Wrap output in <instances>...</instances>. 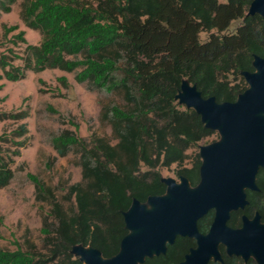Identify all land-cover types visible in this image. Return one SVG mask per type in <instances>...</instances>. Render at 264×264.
<instances>
[{
	"label": "trees",
	"instance_id": "trees-1",
	"mask_svg": "<svg viewBox=\"0 0 264 264\" xmlns=\"http://www.w3.org/2000/svg\"><path fill=\"white\" fill-rule=\"evenodd\" d=\"M18 1L0 0V18ZM252 1L22 0L20 17L41 40L27 43L21 65L1 54L0 79L17 81L29 71L47 69L73 73L78 83L105 97L100 119L110 125L116 142L103 137L88 141L68 128L50 136L58 156L47 166L75 153L81 180L59 189L27 173L43 208V249L28 240L26 249L0 247V264H84L71 253L77 244L112 257L129 232L123 213L133 199L145 202L150 195L165 193L162 168L174 166L192 186L199 183L200 143L220 136L175 96L183 79L219 103L236 101L248 88L242 72L255 70V55L264 58V17L247 14ZM18 28L4 25L6 34ZM202 33H208L205 40ZM24 34L21 30L15 37L26 43ZM60 80L66 84V77ZM9 116L24 119L27 112ZM27 131L21 124L19 135ZM9 157L0 154V188L15 177ZM256 183L257 190H246L245 208L231 213V227H240L244 214L252 218L259 212L264 221V168ZM58 190L65 192L62 200ZM214 215L210 210L198 220L201 233L209 231ZM193 247L195 239L177 236L164 254L147 257L143 264H178ZM220 250L223 261L209 264H258L253 258L245 262L229 256L223 245Z\"/></svg>",
	"mask_w": 264,
	"mask_h": 264
},
{
	"label": "water",
	"instance_id": "water-1",
	"mask_svg": "<svg viewBox=\"0 0 264 264\" xmlns=\"http://www.w3.org/2000/svg\"><path fill=\"white\" fill-rule=\"evenodd\" d=\"M247 14L264 17V0H253ZM253 66V72H242L248 88L234 102L205 98L195 84L182 80L176 101L194 109L204 125L220 136L200 145L199 183L192 186L184 176L180 183L161 177L166 184L164 194L150 195L145 202L133 199L123 213L129 232L117 254L106 258L97 248L77 244L71 249L75 257L84 264H143L147 257L164 254L177 236H187L196 240V247L178 264L222 262L221 245L229 256L264 264L261 214L242 215L240 227L228 225L231 213L247 205L246 190L258 189L257 173L264 168V58L255 55ZM210 210L215 212L214 219L203 234L197 222Z\"/></svg>",
	"mask_w": 264,
	"mask_h": 264
},
{
	"label": "rangeland",
	"instance_id": "rangeland-1",
	"mask_svg": "<svg viewBox=\"0 0 264 264\" xmlns=\"http://www.w3.org/2000/svg\"><path fill=\"white\" fill-rule=\"evenodd\" d=\"M21 2L14 4L9 13H2L0 18V55L12 56L15 65L23 63L21 56L27 43L38 44L41 40L38 31L23 23L20 17ZM238 23L234 22L231 29ZM4 25H18L19 28L6 34ZM21 30L25 32L26 43L15 37ZM207 36L208 33H202L203 40ZM61 77H66V84L60 80ZM104 102V96L78 83L73 73L60 69H47L39 73L29 71L25 78L17 81L0 79V154L13 158L11 166L15 170L11 183L0 188V247L14 250L20 246L26 249L28 240L43 249V208L35 199V187L27 173L37 174L59 189L80 181L82 169L79 156L75 153L58 157L50 168L47 166L50 159L58 156L50 144V136L68 128L77 129L78 135L88 141L103 137L115 143L110 125L100 119ZM24 111L27 112L24 119L9 116ZM21 124H25L28 130L24 135H19ZM214 138L200 145L208 144ZM16 150L20 151L19 155L14 154ZM187 164L190 165L189 162ZM161 175L163 178H175L180 183L174 166L162 168ZM64 193L58 190L61 200Z\"/></svg>",
	"mask_w": 264,
	"mask_h": 264
},
{
	"label": "flooded vegetation",
	"instance_id": "flooded-vegetation-1",
	"mask_svg": "<svg viewBox=\"0 0 264 264\" xmlns=\"http://www.w3.org/2000/svg\"><path fill=\"white\" fill-rule=\"evenodd\" d=\"M221 247V246H220Z\"/></svg>",
	"mask_w": 264,
	"mask_h": 264
}]
</instances>
